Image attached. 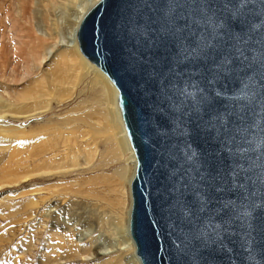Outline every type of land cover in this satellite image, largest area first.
<instances>
[{
  "label": "water",
  "instance_id": "1",
  "mask_svg": "<svg viewBox=\"0 0 264 264\" xmlns=\"http://www.w3.org/2000/svg\"><path fill=\"white\" fill-rule=\"evenodd\" d=\"M160 4L161 0H96L83 13L76 30L80 53L104 71L116 87L121 118L134 152L128 231L135 253L140 264H264V181L260 179L264 171V137L259 129L253 130L257 134L249 137L251 143L240 145L248 149L241 162L251 168L249 176L258 205L252 214L247 242L239 236L225 240L223 245L194 241L187 223L171 211L174 175L185 165V150L197 153L201 161L215 155L225 157L223 163L231 165L232 159L222 150L215 134L209 135L195 117L186 120L187 135L183 137L170 126L161 88V82L169 78L161 56L165 49H158L152 42L155 37L149 39L142 31L150 18H159ZM247 18L258 26L251 33L254 39L264 34V12L259 4H254ZM239 30L237 26L235 31ZM191 70L179 68V72ZM187 80V75L176 80L177 87H183L182 81ZM239 87L237 81L223 82L227 95ZM220 99L222 102L216 106L223 109L229 101ZM158 123V131H166L167 135L158 137L151 131ZM230 195L226 194V198Z\"/></svg>",
  "mask_w": 264,
  "mask_h": 264
},
{
  "label": "snow or ice",
  "instance_id": "2",
  "mask_svg": "<svg viewBox=\"0 0 264 264\" xmlns=\"http://www.w3.org/2000/svg\"><path fill=\"white\" fill-rule=\"evenodd\" d=\"M254 4L264 12V0H161L159 18H150L142 29L149 39L155 37L152 42L158 49H165L161 56L169 78L161 88L170 126L183 137L186 120L195 117L232 159L231 165L215 155L201 161L197 153L185 150V165L174 175L171 211L187 223L191 239L198 242L223 245L232 237L247 242L251 236L258 205L251 168L241 162L248 149L240 145L251 143L254 129L264 137V34L254 39L251 33L258 26L247 18ZM180 67L192 70L179 72ZM184 75L188 80L178 88L175 81ZM225 81H237L240 87L227 95ZM220 98L229 101L223 109L216 106ZM160 127L158 123L151 131L158 137L167 135L158 131ZM260 179L264 181V171Z\"/></svg>",
  "mask_w": 264,
  "mask_h": 264
},
{
  "label": "rangeland",
  "instance_id": "3",
  "mask_svg": "<svg viewBox=\"0 0 264 264\" xmlns=\"http://www.w3.org/2000/svg\"><path fill=\"white\" fill-rule=\"evenodd\" d=\"M41 4L44 11L39 17L35 0H0V96H15L23 103L22 110L31 108L32 99H25L30 92L31 96L40 95L37 105H53L44 115L28 119L10 115L0 118L6 127L21 125L24 128L7 130L0 125L1 180H10L9 174L13 171L21 172L22 163L30 164V169L34 159L50 157L47 149L53 145L52 136H56L50 132L51 121L47 118L55 120L71 108H81L93 119L100 118L106 111L107 101L101 92L87 87L79 93L87 80L79 83L76 93L60 104L53 103L52 99L59 92H67V84L54 90H49L47 84L43 88L35 85L34 81L44 72L47 63L36 62V59L43 47L52 41L38 34L37 22L45 24L49 33H66L69 29L66 16H72L74 10L71 4L60 10L57 0H41ZM53 19L57 27L51 24ZM33 62L38 64L37 70H32ZM5 109H16V106ZM93 143L97 146L95 158L87 161L83 170L72 168L64 176L30 173L19 182L0 187V264H44L48 258L67 255L69 243L87 242L86 235L90 234L107 246L106 252L110 251L104 264H128L126 255L116 251L121 246L118 226L125 201L123 181L115 171L125 165L126 155L121 154L120 148L105 154L110 143L103 141L101 133H94ZM78 161L83 162V158L79 157ZM69 163L63 158L55 166ZM70 181L76 182L70 184ZM54 201L59 205L60 224L56 225L50 216L42 215L43 209ZM51 208L47 209V214L56 211ZM93 214L99 215L102 225L94 224L84 229L82 219ZM69 225L76 229L72 230ZM50 244L54 245L53 255L46 254ZM80 257V261L60 258L48 264H83L85 259H93L92 254Z\"/></svg>",
  "mask_w": 264,
  "mask_h": 264
},
{
  "label": "bare ground",
  "instance_id": "4",
  "mask_svg": "<svg viewBox=\"0 0 264 264\" xmlns=\"http://www.w3.org/2000/svg\"><path fill=\"white\" fill-rule=\"evenodd\" d=\"M95 1L96 0H57V7H59L60 10L67 7L68 4H71L70 6H73L74 9L72 10V16H66V20L69 24V29L66 33H62L61 31H54L53 33H49L45 30V24L40 21L37 22L38 34L52 41L43 47L41 55L38 59H36V62L38 61L39 63H41L47 61V63L45 64L44 72L40 74L39 78L34 82L36 83L35 85L39 88H43L45 87L44 84H47L49 90L61 88L65 84H67L68 91L59 92L55 94L52 99L53 103L60 104L62 100L76 93L79 88V83H84L87 80L83 88L79 89V93L84 91V89L87 87L101 92V94L107 101L106 111L100 118L93 119L88 115V113H86L84 110H81V108H71L65 111L61 117H58L55 120L53 118H47L51 121L49 128L50 132H52V134L54 132L56 136L54 138L52 136L53 145L51 144L52 146L47 149L49 151L50 157L42 158L41 156V158L39 159H34L31 163L32 165L30 166V169V164H27L26 162L22 163L21 165H23V168L21 169L23 170H21V172H11L9 174L11 178L10 180H1L0 178V187L4 186L5 184L19 182L30 173H39L43 174L44 176H64L72 168H80V170H83V167L88 163L87 161L95 158L97 146L93 143L94 133H101L103 141L107 140V142L110 143L105 154H112L114 153L116 148H120L119 150L121 154L126 155L125 165L115 171L119 179L123 181L122 191L125 201L122 212L123 217L122 219H120V224L118 226L121 246L119 248H116V251L126 255L128 264H140L138 256L136 255L134 250V243L128 231V214L131 201L129 184L135 169L136 161L133 149L130 146L128 137L126 135L120 110L118 107L117 90L106 73H104V71H102L98 66L84 57L80 53L77 46L76 30L79 20L82 17L83 13ZM35 6L36 13L39 15V17H41L44 11L41 0H35ZM51 24L53 26H56V20L53 19V22ZM31 68H33L32 70H37L38 64L33 62ZM4 91L6 90L4 89ZM8 96V98L0 96V118L10 115L15 118L28 119L35 116H40L42 114L44 115L53 106L50 105V103L44 105H40L39 103L37 105V98L40 95L31 96L30 92L28 94L26 93V96L28 97H26L25 99H32L33 103L31 105V108L22 110V106L24 105H22L23 103H20L21 100L17 101L15 96ZM14 106H16V109H5L6 107ZM0 125L4 126V128L7 130L23 128V126L21 125H16L12 128L6 127L3 122H0ZM70 134L71 136H69ZM79 157L83 158V162L78 161ZM63 158L69 160L70 163L67 165L55 166V163L59 162ZM15 170L17 171V169ZM18 173H20L21 175H18ZM75 182L76 181H70V184H74ZM51 199L52 198H50L49 200L51 201ZM52 206L55 208H51ZM58 207L59 205L57 201H54L53 205L51 204L46 206L42 211V215L50 216L49 219H51L55 225L57 223L60 224L57 210ZM50 208L56 211L52 212V214H47V209ZM95 211L97 213V210ZM97 214H93L92 216L82 219L84 229H87V226H92L94 224H97L98 226L100 225L101 219ZM69 228H72V230L76 229V227L73 228V225H69ZM86 236H88L89 238L87 242L83 243L80 241L77 244L74 241L73 243H69L68 247L66 248L67 255L63 257L54 256L53 258H48L47 262L43 263H55L58 262L60 258H63L65 261H80L81 255L85 256L87 254H92L93 259H91L90 261H87V259H85L86 261L84 260V262L82 263L104 264V262L109 258L110 254V251H105L107 246L101 245L100 242H97L96 237H93V235L91 234ZM53 249L54 245L50 244L47 248L46 254L53 255ZM100 260L102 261L98 262Z\"/></svg>",
  "mask_w": 264,
  "mask_h": 264
}]
</instances>
